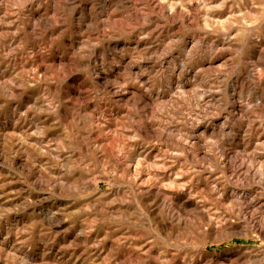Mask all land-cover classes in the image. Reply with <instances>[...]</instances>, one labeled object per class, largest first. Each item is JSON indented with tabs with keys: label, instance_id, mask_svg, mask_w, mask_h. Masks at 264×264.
Segmentation results:
<instances>
[{
	"label": "clouds",
	"instance_id": "obj_1",
	"mask_svg": "<svg viewBox=\"0 0 264 264\" xmlns=\"http://www.w3.org/2000/svg\"><path fill=\"white\" fill-rule=\"evenodd\" d=\"M0 264H264V0H0Z\"/></svg>",
	"mask_w": 264,
	"mask_h": 264
}]
</instances>
